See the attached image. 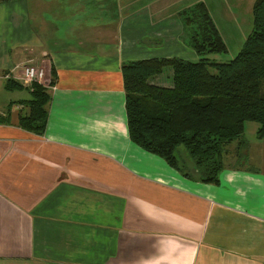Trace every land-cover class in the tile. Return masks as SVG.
Returning a JSON list of instances; mask_svg holds the SVG:
<instances>
[{
  "label": "crops",
  "instance_id": "0c3cea01",
  "mask_svg": "<svg viewBox=\"0 0 264 264\" xmlns=\"http://www.w3.org/2000/svg\"><path fill=\"white\" fill-rule=\"evenodd\" d=\"M50 1L0 0V71L33 61L44 84L52 66L56 75L41 132L19 124L29 88L15 97L4 86L12 78L2 81L0 264H264V135L255 130L242 148L232 141L214 182L129 136L121 64L196 60L180 12L165 13L166 0H125L113 41L90 36L97 26L80 20L75 0L63 12ZM67 12L69 38L63 19L61 30L41 27Z\"/></svg>",
  "mask_w": 264,
  "mask_h": 264
},
{
  "label": "trees",
  "instance_id": "16d2710c",
  "mask_svg": "<svg viewBox=\"0 0 264 264\" xmlns=\"http://www.w3.org/2000/svg\"><path fill=\"white\" fill-rule=\"evenodd\" d=\"M180 14L198 58L172 55L123 61L127 128L133 141L184 175L214 182L227 146L234 140L244 143L246 121H256L257 136L264 135V0L253 1V27L241 49L226 61L209 56L226 51L227 44L206 2L195 1ZM166 66L171 67L172 84L153 82ZM55 76L52 66L48 84L32 81L25 86L13 78L4 83L8 89L29 88L31 97L23 100L27 110L19 116L21 126L42 131L48 86Z\"/></svg>",
  "mask_w": 264,
  "mask_h": 264
},
{
  "label": "rangeland",
  "instance_id": "374dc122",
  "mask_svg": "<svg viewBox=\"0 0 264 264\" xmlns=\"http://www.w3.org/2000/svg\"><path fill=\"white\" fill-rule=\"evenodd\" d=\"M88 1V4H87ZM197 0H166L164 1V5L161 7V9L168 14L171 13H177L182 10L183 7L191 5ZM254 0H207L211 15L218 26L226 44H227V50L224 52H215L210 53L209 56L211 58H214L218 61H226L230 58H232L243 46L244 40L248 33L251 31L253 27V15H252V4ZM56 1L51 0L49 4H54ZM77 3L76 7L77 10H79V14L82 15L80 20L84 22H91L95 23V28L91 29L90 36H92L93 32L94 36L97 33L104 32L105 36H110L109 39L113 40V36H117V24L119 22V17L121 14V11H123L124 2L125 0H75L72 1ZM69 1L66 0H60L59 1V7L58 9H62L61 12L64 11L65 6H68ZM93 5L94 7L92 8ZM155 5V4H154ZM16 8H20L19 6ZM52 9H56V7L52 6ZM60 12V11H59ZM66 13V16L63 15L62 17L56 18V17H48L46 24L42 25L41 27H46V31H49L50 29H57L61 30L63 27L58 25L56 21H59L60 19L65 20V24H68V20L72 19V15ZM85 13V14H84ZM59 14V13H58ZM62 14V13H61ZM59 14L58 16H61ZM182 15L180 14L179 19L182 20ZM71 17V18H70ZM40 19V18H39ZM79 19V18H78ZM42 21V19H41ZM109 24V26H106L104 30H102V27L104 24ZM79 26V25H78ZM74 30L73 28V21H69L68 29L67 31L69 34H67V37L69 38L70 32ZM45 32V31H44ZM65 32V28H64ZM188 29H185V31L182 34V37H186V40L188 38ZM26 63L38 65L39 62H33V61H26ZM209 69L213 72L216 70L212 67H209ZM0 74H3L5 71H0ZM158 76H162L166 79H171V67L166 66L164 67L163 71L158 74ZM0 92L3 90L2 81L4 78L0 77ZM172 81V79H171ZM23 93L28 95V89L23 88H15L12 89L13 96H17L18 94ZM25 96V97H26ZM258 126V123L256 121H246L245 122V129L243 133V138L253 139L256 127ZM246 145V140L244 139L243 145L240 147ZM247 147V146H246ZM179 148H183L185 150L186 156L192 161L191 156L187 153L184 145H179ZM231 149V148H230ZM229 150V149H228ZM231 153L232 150H229ZM182 153V152H181Z\"/></svg>",
  "mask_w": 264,
  "mask_h": 264
},
{
  "label": "built area",
  "instance_id": "2783aa9c",
  "mask_svg": "<svg viewBox=\"0 0 264 264\" xmlns=\"http://www.w3.org/2000/svg\"><path fill=\"white\" fill-rule=\"evenodd\" d=\"M0 77L17 79L25 85L32 83V81L44 82L46 79L43 66L26 62L15 64L10 70L0 74Z\"/></svg>",
  "mask_w": 264,
  "mask_h": 264
},
{
  "label": "flooded vegetation",
  "instance_id": "af4514ba",
  "mask_svg": "<svg viewBox=\"0 0 264 264\" xmlns=\"http://www.w3.org/2000/svg\"><path fill=\"white\" fill-rule=\"evenodd\" d=\"M37 64L42 66V64H40V63H37ZM44 69H45V67H44ZM27 86H28V85H27Z\"/></svg>",
  "mask_w": 264,
  "mask_h": 264
}]
</instances>
